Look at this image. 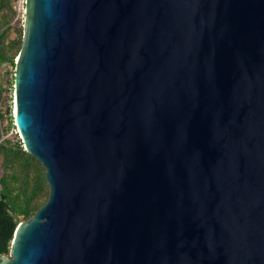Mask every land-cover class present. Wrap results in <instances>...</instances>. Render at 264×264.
I'll return each instance as SVG.
<instances>
[{
    "label": "water",
    "instance_id": "1",
    "mask_svg": "<svg viewBox=\"0 0 264 264\" xmlns=\"http://www.w3.org/2000/svg\"><path fill=\"white\" fill-rule=\"evenodd\" d=\"M22 28L48 198L0 264H264V0H24Z\"/></svg>",
    "mask_w": 264,
    "mask_h": 264
},
{
    "label": "trees",
    "instance_id": "2",
    "mask_svg": "<svg viewBox=\"0 0 264 264\" xmlns=\"http://www.w3.org/2000/svg\"><path fill=\"white\" fill-rule=\"evenodd\" d=\"M13 0H0V66L8 64L14 70V59L22 43V26L13 24ZM11 29L17 32L8 40ZM13 80L11 82L12 91ZM0 86V257L9 253L17 226L29 220L48 198V186L41 164L28 155L16 136L12 118V92Z\"/></svg>",
    "mask_w": 264,
    "mask_h": 264
},
{
    "label": "rangeland",
    "instance_id": "3",
    "mask_svg": "<svg viewBox=\"0 0 264 264\" xmlns=\"http://www.w3.org/2000/svg\"><path fill=\"white\" fill-rule=\"evenodd\" d=\"M23 30V28H22ZM17 35V32L15 29H11L9 34H8V40H13ZM22 37H23V31H22ZM16 58L14 59L15 62ZM14 76V70L12 69V67L8 64H2L0 66V86H3L5 89H7V96L5 93H3V97H10L11 96V92H12V102H13V86H12V91L9 92L10 88H11V82ZM14 124V122H13ZM15 134H17V130L15 129L11 131V133H9V135L11 136H15ZM19 139L20 136L19 134L16 135ZM1 258L3 259H8L9 258V253L6 256H2Z\"/></svg>",
    "mask_w": 264,
    "mask_h": 264
},
{
    "label": "built area",
    "instance_id": "4",
    "mask_svg": "<svg viewBox=\"0 0 264 264\" xmlns=\"http://www.w3.org/2000/svg\"><path fill=\"white\" fill-rule=\"evenodd\" d=\"M12 10L14 12L13 24H20L23 26L24 18V0H13L12 1Z\"/></svg>",
    "mask_w": 264,
    "mask_h": 264
}]
</instances>
